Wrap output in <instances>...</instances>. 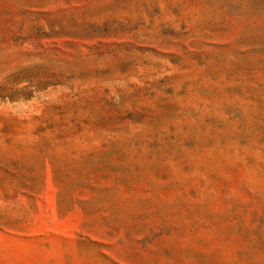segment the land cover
<instances>
[{
    "label": "rangeland",
    "instance_id": "obj_1",
    "mask_svg": "<svg viewBox=\"0 0 264 264\" xmlns=\"http://www.w3.org/2000/svg\"><path fill=\"white\" fill-rule=\"evenodd\" d=\"M0 264H264V0H0Z\"/></svg>",
    "mask_w": 264,
    "mask_h": 264
}]
</instances>
